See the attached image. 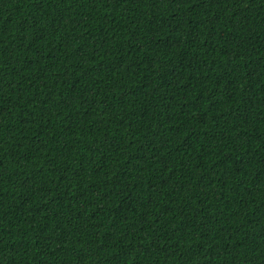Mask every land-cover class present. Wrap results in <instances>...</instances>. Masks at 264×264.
Listing matches in <instances>:
<instances>
[{
	"label": "trees",
	"instance_id": "obj_1",
	"mask_svg": "<svg viewBox=\"0 0 264 264\" xmlns=\"http://www.w3.org/2000/svg\"><path fill=\"white\" fill-rule=\"evenodd\" d=\"M0 264H264V0H0Z\"/></svg>",
	"mask_w": 264,
	"mask_h": 264
}]
</instances>
